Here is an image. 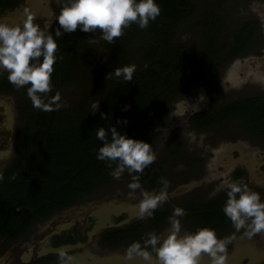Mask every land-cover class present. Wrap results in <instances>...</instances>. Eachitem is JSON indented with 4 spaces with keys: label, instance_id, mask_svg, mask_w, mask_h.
<instances>
[{
    "label": "trees",
    "instance_id": "trees-1",
    "mask_svg": "<svg viewBox=\"0 0 264 264\" xmlns=\"http://www.w3.org/2000/svg\"><path fill=\"white\" fill-rule=\"evenodd\" d=\"M197 1L156 0L161 15L150 22L151 38L140 51L146 68L134 75L131 82L113 75L117 82L105 94L95 114L85 103L69 109L63 107L59 111L27 113V125L17 134V141L25 146L26 152L3 172L4 179L0 181V239L22 240L37 223L78 204L109 183L110 173L116 165L109 168L106 162L97 159L99 149L103 147V142L96 138L99 128L110 130L115 127L127 138L151 144L155 122L175 96L189 87L206 84L209 77L217 73L221 54L226 53L225 58L232 60L245 53L249 44L257 39V23H249L235 33L234 42L227 46L221 40L225 19L213 14L200 22L205 40L201 53L177 44V29L190 19ZM8 2L0 0V8ZM58 27L57 22L50 30L59 46L57 56L63 57L54 65V91L75 84L86 71L85 67L91 61L89 49L93 45L88 40L94 39V33L80 30L56 37ZM139 28L133 24L124 38L110 44V73L129 65L128 51L141 33ZM11 87L6 82L2 85L7 91ZM102 114L108 118L103 119ZM199 116L193 120L199 129L214 122L208 116L205 119ZM220 116L217 123L221 124L235 117L250 118L253 132L264 136L263 99L226 106ZM13 175L14 180L10 179ZM155 175L144 171L140 183L152 188L157 184L163 186ZM221 206V201L205 206L200 219L203 228L230 227L231 221ZM187 210L193 211L191 206Z\"/></svg>",
    "mask_w": 264,
    "mask_h": 264
},
{
    "label": "rangeland",
    "instance_id": "rangeland-1",
    "mask_svg": "<svg viewBox=\"0 0 264 264\" xmlns=\"http://www.w3.org/2000/svg\"><path fill=\"white\" fill-rule=\"evenodd\" d=\"M45 1L51 6H58V8H49L48 3L44 2V0L42 2L41 0H9L4 7L0 8V22L9 24L21 23L28 14H31L35 17L34 22L39 24L41 29L50 32L51 28L58 22L57 17L60 14L61 6L57 5L56 0ZM194 10V13L190 15V19L178 27L176 43L194 50L196 53H201L205 45L203 28L200 22L207 16L219 14L224 17L226 22L225 32L222 34L221 40L227 46H231L232 41L234 42L232 37L247 22H250V25L257 23L259 31L258 39L254 41L255 45L249 47L247 56L242 58V61H238V63L225 61L219 69V77L214 79V81L210 80L207 85L189 87L175 96L172 102L163 109L155 122L154 137L151 139V145L156 153L157 160L151 166H155L157 163L166 165L163 166L164 170L171 175L172 182L169 188L178 187L172 193V196L180 195L182 197L177 199V202L185 201V198L189 200L195 195H201L208 199L217 187L225 183V181H229L232 172V162H230L232 159L224 160L222 162L223 168L214 166V168H209L206 173L204 172V169H206L204 164L206 162L210 164L208 161L210 151L216 147L221 139L224 140L223 143L225 144L222 146L221 151L237 149L246 154V152L248 153L254 149L259 154V158L252 154L254 157L252 163L258 164L264 161L263 156H261V154H264L262 153V151L264 152V142L252 140L250 139L251 135L240 132L241 122L233 121L230 127L232 132L227 133V136L218 133L217 129L211 135L205 133L199 135L194 131L190 123L193 115L204 113L210 108H216L232 102L241 96L264 97V0H198ZM208 12L210 13L206 14ZM139 29L141 33L138 34L128 51L130 58L128 66H136L134 75L146 68L140 51L148 45V40L151 38V34L149 35L148 32L149 27ZM101 36L102 33L100 31L94 33V39L99 40V43L93 44L89 49L91 61L86 65V71L75 84L61 87L58 91L61 94V103L67 105L64 108L69 109L82 103L91 107L93 103L100 104L105 94L117 82L115 78L107 79L111 71L109 64L111 45L100 39ZM227 51L228 49L225 52ZM225 55L226 53H224ZM7 77L8 73L0 69V174H3L14 161L26 152L25 146L17 141V134L27 125V113H41V110L33 107L31 100L27 96V88L25 87L18 91L9 83ZM5 82L12 86L11 90L7 91L2 88ZM56 92L53 90L51 95L54 96ZM237 129L239 133L235 132ZM233 138H239L240 141L233 144L228 142ZM176 143L183 144V160L181 161L180 159L177 161L171 160L168 157ZM207 156L208 158H206L204 164L203 162L195 164V169L197 170L194 171L192 169L188 174L189 176L185 177L186 179L183 178L182 174H187L188 164L191 160H201ZM249 168L252 172V178H249V184L253 188L252 191L264 196V191H260L261 189L257 188L259 184L257 179H255L258 177L259 181L264 183V173L256 170L255 172L252 168L257 169L256 166L253 167L251 165ZM201 174L204 175V178L199 177ZM132 175L138 174L133 173ZM132 175L126 170L119 180L112 177L108 184L91 196V199L105 202L104 198L107 199L108 195L115 193V190H120L125 194L120 199V202L130 205L139 204L143 198L142 192L150 191L145 187L135 192L131 191L128 185L133 182ZM196 175L197 178L193 180ZM206 183L208 184L205 185ZM193 188L195 189L191 190ZM170 208L171 206L167 207V209ZM172 208L175 209L174 206ZM184 217L179 218L182 227H186L185 223H187L184 222ZM193 224H196V221H193ZM189 227L191 228V226ZM192 227L194 228V226ZM40 228L41 222L37 223L33 231L20 241L10 242L0 239V264H21L20 260H22L21 262H26L28 255L32 253L41 254V238L37 236ZM166 229H170V223L157 232ZM231 234L235 236L238 234L245 235V230L237 232L234 228ZM219 237L225 240L230 237V234L226 235L225 238L220 234ZM238 244H240V248L244 246L250 247L254 257L257 256L252 264H264V233L256 234L251 238L246 236L240 239ZM239 257L240 253L237 251L227 258V261L236 262Z\"/></svg>",
    "mask_w": 264,
    "mask_h": 264
},
{
    "label": "clouds",
    "instance_id": "clouds-1",
    "mask_svg": "<svg viewBox=\"0 0 264 264\" xmlns=\"http://www.w3.org/2000/svg\"><path fill=\"white\" fill-rule=\"evenodd\" d=\"M56 3L61 6L56 37L75 33L78 29L85 33L100 31V39L109 44H115L133 24L146 29L162 11L156 0H56ZM34 19L33 15L28 14L21 23L0 22V69L8 73L9 83L18 91L27 88V96L34 108L45 112L59 111L67 105L61 103L58 91L51 95L54 90L52 76L54 65L63 57L57 56L59 46L53 34L41 29ZM88 42L98 44L99 40L90 39ZM135 71V65L116 68L107 79L114 75L117 79L122 77L124 81L131 82ZM92 108L95 114L100 104L93 103ZM102 118L108 117L102 114ZM96 138L103 142L97 159L106 162L109 168L116 165L110 173L114 179L119 180L126 170L130 175L143 174L157 160L151 144L127 138L115 127L110 130L99 128ZM15 178V175L10 177L12 180ZM3 179L4 176L0 174V181ZM132 181L128 185L131 191L142 188L140 175H132ZM159 183L163 187L158 193L142 192L143 198L138 205L141 219L151 217L169 200L170 182L161 177ZM221 189L227 190L228 197L223 212L236 231L245 230L249 238L264 233V202L261 195L240 182L221 185ZM186 215L184 209L176 207L168 218V235L149 233L143 247L139 242L128 247L126 258L133 260L139 257L145 264H204L207 257L208 264H226L224 253L228 241L219 239L213 229L200 228L195 233L181 235L179 218ZM149 248L151 251L147 250ZM58 256L60 264H71L74 259L63 249L58 250Z\"/></svg>",
    "mask_w": 264,
    "mask_h": 264
},
{
    "label": "flooded vegetation",
    "instance_id": "flooded-vegetation-1",
    "mask_svg": "<svg viewBox=\"0 0 264 264\" xmlns=\"http://www.w3.org/2000/svg\"><path fill=\"white\" fill-rule=\"evenodd\" d=\"M44 2L48 3L45 0ZM48 5L49 8H58V6H51L49 3ZM249 23L250 22H247L245 24ZM245 24H243V26ZM254 45V41L251 42L247 50L249 49V47H252ZM220 56L222 57V62L217 69V73L209 77L206 85L210 83V80L214 81V79L219 77V69L223 66V63L225 61L229 63H238V61H242V58L247 56V51L233 58L232 60H228L227 58H225L227 54L225 56L224 54H221ZM201 85L205 84H200L198 86ZM256 99L264 100V97L241 96L238 99L236 98L232 102H228L216 108H210L209 110L204 111V113L193 115L190 119V123L194 131L199 135L203 133L211 135L213 134L212 132H215V130L217 129L218 133L227 136V133L232 132L230 131V127L233 121L241 122L240 132L251 135L250 139L252 140L264 142V136L260 135L257 132H253L252 128L254 127L250 118L235 117L234 119H230L227 123H217L218 119L221 118L220 115L224 107L235 104H244L248 100ZM199 115L203 117L202 119H205L206 116L210 117V119L214 121L213 124L209 125L208 127L206 126L203 129H199L193 122L194 119L200 117ZM235 132L239 133V130L237 129V131ZM239 141V138H233L228 142L233 144ZM223 142L224 140L221 139L216 147L210 151V156L208 159L210 164L207 162L205 163L208 156L204 157V159L201 160H191L188 164L187 174H182L183 178L189 176L188 174L192 169H194V171L197 170L195 169V164L197 163H205L204 166L206 167V169H204V172L206 173L207 171H209V168H214V166L222 167V162L224 160L232 159V161H230L232 162L231 177L229 181H225V183L221 185H226L232 182H240L242 185H247L250 190H253L251 184H249V178H252V172L249 167H251V165H253V167L256 166L257 169L252 168L254 169V171L256 170L264 173V161L258 164L252 163V161H254V157L252 154H254V156H258L256 158H259V154H257L254 149L249 151L248 153L246 152V154L237 149L221 151L222 146L225 145ZM183 151V144L176 143L171 149L168 157L171 160L177 161L180 159L181 161L183 160ZM262 153L264 152L262 151ZM261 156H263L264 158V154H261ZM184 160H186V158H184ZM163 166L166 165L157 163L155 166L150 165L144 171H148L151 176L153 174H156L155 176L157 180H160L161 177L165 178L170 182L171 185V175L166 173ZM197 175L194 176L193 180L197 178ZM199 177L204 178V175L201 174ZM255 179H257V183L259 184L257 188H260V191H264V183L259 181L258 177ZM207 184L208 183H206L205 185ZM141 185L142 187L147 188L150 192L155 191L157 193L163 187L159 186L158 184L154 188L149 187L148 185ZM221 185L213 191L212 195L209 196L208 199H205V197H202L201 195H195L189 200L185 198V201L182 202H177V199L182 198L180 195L176 197L172 196V193L177 190L178 187L175 186L172 189L169 188V200L160 208H158L151 217L144 219H141L139 217V204L130 205L120 202V199L125 196V194L120 190H115L114 194L108 195L107 199L104 198V200H106L105 202H99L96 199H91V196H93L91 195L78 204L68 209L59 211L51 215L45 221L41 222V228L39 229V234L37 235L41 238V254L32 253L26 257V262H21L22 260H20V263L60 264L58 250L63 249L67 253V255H70L74 258L71 261V264H145V262L139 257L133 260H128L126 258L128 247L134 242L141 243L143 247L144 240L149 233H155L157 236H167L169 230L166 229L164 231L161 230L160 232L157 231L159 229H163L166 224H169L168 218L174 211V208H172L173 206L175 208H182L187 213V215L184 217V222H187L185 223L186 227H182L181 235H184L185 233H195L198 229L203 228L200 219H202V214L204 213L203 209L208 203H211L213 201H221V210L223 212V208L228 197L227 190H222ZM194 189L195 188L191 190ZM191 190H189V192H191ZM261 201L264 202V196H261ZM168 206H171V208L167 209ZM189 206H191L193 211L187 210ZM193 221H196V224H193ZM189 226H191V228ZM192 226H194V228ZM233 229L234 227L232 225V222L230 223V227L228 228L217 227L213 229L219 239H222L219 237L220 234H222L224 238L226 235L230 234V237L228 239H225L228 241V243L226 244V253H224V255H226V264H252L257 256L254 257V255L252 254V249L250 247L244 246L240 248V244H238L240 239H243L247 235H232L231 232L233 231ZM147 250L151 251L150 248ZM237 251L240 253L238 261H227V258L231 257V255H233V253ZM204 264H208L207 257H205L204 259Z\"/></svg>",
    "mask_w": 264,
    "mask_h": 264
},
{
    "label": "water",
    "instance_id": "water-1",
    "mask_svg": "<svg viewBox=\"0 0 264 264\" xmlns=\"http://www.w3.org/2000/svg\"><path fill=\"white\" fill-rule=\"evenodd\" d=\"M149 124H150V122H149Z\"/></svg>",
    "mask_w": 264,
    "mask_h": 264
}]
</instances>
